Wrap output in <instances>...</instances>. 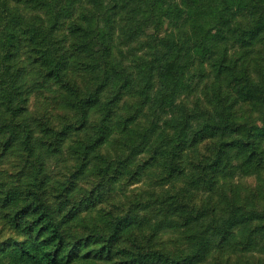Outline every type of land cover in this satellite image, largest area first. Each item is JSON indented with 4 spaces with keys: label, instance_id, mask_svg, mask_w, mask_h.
<instances>
[{
    "label": "trees",
    "instance_id": "trees-1",
    "mask_svg": "<svg viewBox=\"0 0 264 264\" xmlns=\"http://www.w3.org/2000/svg\"><path fill=\"white\" fill-rule=\"evenodd\" d=\"M0 264H264V0H0Z\"/></svg>",
    "mask_w": 264,
    "mask_h": 264
},
{
    "label": "rangeland",
    "instance_id": "rangeland-1",
    "mask_svg": "<svg viewBox=\"0 0 264 264\" xmlns=\"http://www.w3.org/2000/svg\"><path fill=\"white\" fill-rule=\"evenodd\" d=\"M166 26H167V20L165 19L164 22H163V25H162V29H161L162 34L165 33ZM254 182H255V181H254L253 178H249V179H248V184H249V185L253 186V185H254ZM6 235L9 236V235H10V232L5 231V236H6ZM5 236H4V237H5Z\"/></svg>",
    "mask_w": 264,
    "mask_h": 264
}]
</instances>
